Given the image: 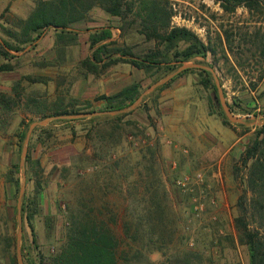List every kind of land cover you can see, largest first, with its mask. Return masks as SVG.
<instances>
[{"label":"rangeland","instance_id":"obj_1","mask_svg":"<svg viewBox=\"0 0 264 264\" xmlns=\"http://www.w3.org/2000/svg\"><path fill=\"white\" fill-rule=\"evenodd\" d=\"M37 1L0 0V46L5 37L1 26L14 28L16 22L27 19ZM173 5L172 25L195 31L215 51L206 59L190 63H202L215 70L225 101L245 124L222 123L216 106L210 107L213 93L197 85L200 82L197 73L182 76L163 91L146 96L141 103L144 105L123 120L127 137L123 147L128 148L124 155L132 152V157H136L135 149L155 147L168 189L172 197L177 194L180 203L174 206L182 227L169 245L170 250L148 257L153 264H165L171 256L189 255H195L194 264H249L247 248L236 240L233 242L231 237H236L234 218L239 198L247 190L241 155L256 127L264 124V56L256 51V45L250 44L254 31L262 28L264 32V11L250 12L239 7L235 13L227 14L215 0H178ZM108 26L114 27L113 39L121 46H131L136 52L153 47V42L139 35L137 28L122 35L118 20L95 9L89 21L73 27L80 35V43L67 50L65 60L57 58L55 32L50 31L35 46H28L21 53L11 52L17 57L11 60L15 66L13 73L0 72V99L2 95L13 99L7 110L0 108V264H13L12 258L15 264H38L39 254L49 255L57 250L67 225L68 204L72 198L82 197L83 173L86 168L90 175V156L94 152L92 142L85 138L91 125L53 121L43 126L52 136L45 146L37 145L33 157L40 158L48 187L43 209L34 222L35 235L23 216L20 233L18 205L24 183L21 156L25 141L20 150L19 135L35 121L56 116L54 104L62 102L66 108L83 109L89 103L88 111L104 109V102L98 100L102 95L117 93L134 82H139L144 92L153 83L150 75L130 65L100 68L98 73L84 76L88 69L82 62L91 55L90 29ZM225 32L233 37L231 47ZM3 63L0 58V65ZM27 77L46 82L34 83ZM213 111L216 114L212 115ZM215 121H220L230 136L217 135ZM69 162H73L74 172L68 183L61 184L59 173L52 174L53 167L58 165L61 169ZM13 165H20L19 193L7 182ZM235 167L242 169L238 176ZM199 174L203 181L197 183ZM185 176L192 179L193 190L189 193L176 184ZM31 190L32 184L26 185L22 205L25 194ZM118 198L120 195L115 200ZM194 198L205 207L201 213L195 210Z\"/></svg>","mask_w":264,"mask_h":264},{"label":"trees","instance_id":"obj_2","mask_svg":"<svg viewBox=\"0 0 264 264\" xmlns=\"http://www.w3.org/2000/svg\"><path fill=\"white\" fill-rule=\"evenodd\" d=\"M174 1L178 0H38L27 19L16 22L14 28L1 26L5 37L0 46V58L4 61L0 65V72H14L15 66L11 60L17 57L11 55V52L21 53L28 46H35L50 31L55 32L54 50L57 58L65 60L67 50L80 43V35L73 27L89 21L92 12L101 9L118 20V29L122 35L137 28L139 35L153 42V47L136 52L133 47L121 46L114 41V27L91 28L88 37L91 55L82 62V66L88 69L84 76L98 73L100 68L107 70L118 65H130L150 75L153 85L183 64L199 58L206 59L215 52L195 31L172 25ZM215 1L221 4L227 14L235 13L239 7H245L250 12L264 11V0ZM225 35L231 47L233 37L228 32ZM250 40V44L256 45V51L264 56L263 29L254 31ZM191 73L200 76L197 85L212 91L210 107L216 106L222 123L231 126L221 107L212 74L208 71H185L156 92L163 91L178 78ZM27 78L34 83L46 82L40 78ZM15 90L17 92V87ZM142 92V85L134 82L113 95L99 97L98 100L105 104L104 109L88 111L89 103L83 109H69L60 102L54 104L53 115L120 111L132 106ZM12 100L2 95L0 108L7 110ZM230 109L234 113L231 106ZM133 112L58 121L91 125L85 138L88 143L92 142L90 146L94 152L90 156V175L86 168V173H83L85 183L82 197L72 198L68 204L67 225L63 229L62 242L53 254H39L38 264H153L148 254H167L170 250L169 245L175 241L182 227L174 206L180 203L177 194L172 197L168 189L155 147L148 146L143 151L135 149L133 152L136 157H132V152L124 155L128 148L123 147L127 137L122 123ZM214 114L216 112L213 111ZM104 125L109 127L103 128ZM28 128L19 135L20 150ZM47 133V127L35 130L25 160L26 185L32 184V190L25 194L22 216L34 235V222L43 209L48 182L43 179L45 170L41 160L35 159L33 152L38 144L45 146L52 136L48 133L45 138L44 134ZM240 160L245 170L247 190L239 198L238 214L234 218L236 237H231V240L247 248L249 264H264V124L256 127ZM69 163L61 169L58 165L53 167L52 174L59 173L61 184L68 183L74 172L73 162ZM241 171L234 168L236 176ZM19 175L20 165H13V170L7 174V182L17 193L22 185ZM117 195H120V199L115 200ZM194 256H171L165 264H194ZM12 262L15 264L13 258Z\"/></svg>","mask_w":264,"mask_h":264},{"label":"water","instance_id":"obj_3","mask_svg":"<svg viewBox=\"0 0 264 264\" xmlns=\"http://www.w3.org/2000/svg\"><path fill=\"white\" fill-rule=\"evenodd\" d=\"M192 69H196V70H204V71H208L212 74L217 91H218V97L221 101V105L223 108V111L225 113V116L227 117V119L232 122V123H236V124H245V122L243 120H241L240 118H238L230 109L229 105L227 104V102L225 101V96H224V91L221 85V81L219 79V77L217 76L215 70L211 67L199 64V63H185L183 64L180 68H178L174 73L166 76L165 78L161 79L160 81L154 83L153 85H151L147 90H145L140 97L137 99V101L128 109H123L120 111H114V112H100V113H82V114H78V115H61V116H53V117H47L44 119H41L39 121H35L34 123L31 124V126L29 127V130L27 132L26 135V139H25V143H24V148L22 151V156H21V165L24 169V183L22 185L21 188V192H20V199H19V205H18V218H19V223H20V233L22 231V199H23V195L25 193L26 190V173H25V160L28 154V148H29V144L32 138L33 133L35 132V130L39 127H43L48 125L49 123L53 122V121H59V120H81V119H89L92 117H96V116H101V115H110V116H117L120 114H127L130 113L134 110H136L142 103V101L144 100V98L150 94H152L153 92H155L158 88L164 86L165 84L169 83L170 81H172L175 77L179 76L180 74H182L185 71L188 70H192ZM20 237V235H19Z\"/></svg>","mask_w":264,"mask_h":264},{"label":"built area","instance_id":"obj_4","mask_svg":"<svg viewBox=\"0 0 264 264\" xmlns=\"http://www.w3.org/2000/svg\"><path fill=\"white\" fill-rule=\"evenodd\" d=\"M131 140H133V137H130ZM140 141L137 142V144H139ZM198 178V181L197 183L199 182H202L203 181V176L202 175H198L197 176ZM191 182H192V179L188 176H185L184 178L178 180L176 182V184L179 186L180 189H182L183 192L185 193H189L193 190V187H191ZM194 203H195V210L198 212V213H201L202 211H204V205L201 203V202H198V200L196 198L193 199Z\"/></svg>","mask_w":264,"mask_h":264},{"label":"crops","instance_id":"obj_5","mask_svg":"<svg viewBox=\"0 0 264 264\" xmlns=\"http://www.w3.org/2000/svg\"><path fill=\"white\" fill-rule=\"evenodd\" d=\"M13 73V72H11ZM115 94V93H114ZM113 95V94H112ZM109 96V95H107ZM195 108V107H194ZM214 127L215 129L217 130V135H220V136H230V131L229 133L225 132L224 131V128L227 129L225 126L222 125V123L220 121H215L214 122ZM226 133V134H225ZM217 138V137H216ZM219 140V139H218ZM238 141H236L237 143Z\"/></svg>","mask_w":264,"mask_h":264}]
</instances>
